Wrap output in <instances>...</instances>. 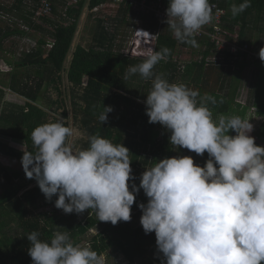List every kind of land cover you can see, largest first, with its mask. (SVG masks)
<instances>
[{"label": "trees", "instance_id": "1", "mask_svg": "<svg viewBox=\"0 0 264 264\" xmlns=\"http://www.w3.org/2000/svg\"><path fill=\"white\" fill-rule=\"evenodd\" d=\"M32 1L30 4L28 0H16L11 6L3 1L0 2V11L14 17L13 23L17 19L29 22L34 13L32 8L36 9L39 4V0ZM104 1L90 0V7ZM164 1L168 3V0ZM213 2L227 10L224 25L229 30L239 31L238 44H248L259 53L263 46L255 48L258 39L254 40L253 37L256 35L254 30L264 31L261 26L264 24V0H251V6L236 17L232 16L231 5L239 4L242 0H209L210 4ZM27 4L31 5V9H27ZM65 4V0H56L54 18H45L42 22L54 30L42 24L35 25L36 32H42L37 48L24 54L21 59L19 50H16V54L9 51L5 42L14 35L25 37L29 33L9 24L4 26L0 22V158L3 156L22 163L24 150L35 151L31 132L38 125L60 120L70 126V121L67 120L70 119L68 96L66 90L63 91L64 72L70 83L67 88L73 121L86 135L79 147L87 148L89 137L95 134L114 144L126 146L131 160L132 178L128 182L131 191L133 184L139 187L141 174L146 168L160 159L173 157L175 153V146L169 142L170 132L159 123H149L146 115L144 101L152 87V79L145 80L139 73L128 79L124 78L130 66L138 65L144 60L125 56L121 53L123 42H117L122 25L126 23L134 27L137 16L131 12V4L128 3L121 6L117 17L109 21L92 18L94 20H88L80 29V41L72 47L84 1L77 6H70L66 17L63 15ZM139 17L143 26L158 29L159 25L153 16L140 14ZM69 19L73 20L66 24ZM87 28L91 30L92 40L89 43L87 37L84 38ZM49 36L54 37L55 43L52 48L47 49L45 46ZM194 39L198 44L195 53L202 57L180 62V47H196L177 41L170 28L163 26L158 36L157 51L167 47L171 52L154 67V74L162 73L169 82L183 83L198 90L201 95L207 93L215 96L218 101L222 99L223 103L209 104L214 118L223 114L238 115L249 120L250 111H256L255 114L262 120L255 133L250 135L255 138L257 145L264 146V61L256 56L249 57L243 51L237 54L226 51L225 63L221 62L226 64V68L221 67V64L217 68H211V65H206V59L216 52L213 44L206 38ZM68 52V68L63 69ZM251 64L256 66L258 73L253 74L256 79L249 86L246 102H240L237 98L241 88V70ZM217 71L219 88L217 91H208L206 84L209 83L210 75ZM8 90L25 101L17 103L6 100ZM42 90H45L46 95L41 93ZM52 91L56 92L55 96ZM43 98H46L45 105ZM103 105L112 108L104 123L99 120V115L104 110ZM50 111L55 115L52 116ZM113 111H116L115 116ZM230 134L235 135V132ZM10 137L23 141L25 149L9 146L4 138ZM187 152V156H191L194 163L201 166L209 158L207 152L203 155H197L188 149ZM1 179L6 180V186L0 192V233L9 245L6 250L0 251V264H32L27 235L33 231L38 232L42 240H48L55 231L68 232L74 243L90 246L101 256L107 253L121 254L125 259L124 264H163L164 258L158 250L155 233L146 234L141 223L134 225L135 218L142 213L139 204H147L148 201L142 188L135 193V201L131 206V213L134 215L131 220L119 221L113 225L111 222L99 221L93 210L86 209L82 220L79 219V213H65L59 208L41 212L43 207L55 206L58 196L46 199L34 178H27L23 170L8 168L0 159ZM15 220L18 222L17 228L23 230L21 237L10 235L16 228L11 224ZM92 229H96L97 233L86 241L84 237Z\"/></svg>", "mask_w": 264, "mask_h": 264}, {"label": "clouds", "instance_id": "2", "mask_svg": "<svg viewBox=\"0 0 264 264\" xmlns=\"http://www.w3.org/2000/svg\"><path fill=\"white\" fill-rule=\"evenodd\" d=\"M250 6L251 0L232 4V16ZM166 14L175 39L194 47L195 35L212 20L209 0H168ZM133 26L130 38L136 21ZM252 51L264 61V47L259 53ZM170 52L164 47L146 53L124 78L139 73L152 79L144 101L149 123L169 131V142L176 148L197 155L207 152L203 166L186 155L160 159L130 191L126 146L95 134L87 148L76 147L78 133L57 120L32 130L35 151L24 150L21 158L26 177L37 181L46 199L57 195L55 207L65 213L93 210L99 221L113 225L131 220L135 193L142 188L148 201L139 204L140 223L146 234L155 233L163 264H264V146L249 135V120L238 115L213 117L209 104L223 103L222 99L154 74V67ZM103 109L102 123L112 111L111 106ZM27 239L32 264H105L90 246L74 243L68 232L55 231L42 240L33 231Z\"/></svg>", "mask_w": 264, "mask_h": 264}, {"label": "built area", "instance_id": "3", "mask_svg": "<svg viewBox=\"0 0 264 264\" xmlns=\"http://www.w3.org/2000/svg\"><path fill=\"white\" fill-rule=\"evenodd\" d=\"M4 0H0L3 2ZM30 4L33 3L32 0H28ZM66 7L64 9V17H66L67 9L70 6H75L79 3L80 0H66ZM128 3L131 4V11L136 18V22L138 26H136L135 32L133 36H131L128 43H125L121 48V53L125 56L131 58H145L146 53L157 50V41L158 36L162 30L163 26H166L167 14L166 8L168 7V3L164 0H105L104 2L95 5L94 7L90 8L86 13L85 16L92 15V18H102L106 21L109 20L111 13L109 12V8L112 6L118 7V9L123 6L127 5ZM54 5L55 0H39V4L36 9L32 8L34 12L31 16V24L27 23L23 19H17L18 25L21 29L27 31L30 35V32L34 30L35 25L42 24L47 28L52 29L48 24L42 23L45 18H54ZM212 9V20L210 23L205 25L196 35L194 38H206L212 44L216 52L214 57L212 58L211 55L206 59V65H218L221 62L225 63V53L224 52H231L233 54H237L239 51L246 52L249 57L251 56H258L252 51L250 45L246 44L244 46H240L238 44L239 39V31L238 30H229L224 25V17L226 15V10L222 8L217 2H213L210 4ZM140 14H148L153 16L157 23L158 29L152 30L149 28H145L142 25V19L139 17ZM0 17L4 19L6 22H10L13 24L14 17L10 14L0 11ZM73 19H69L71 21ZM26 35L23 38V41L27 44L31 45L32 47L37 46L36 38ZM54 45V41L50 42L48 45L50 48ZM202 57L201 55L199 56ZM259 57V56H258ZM243 58V56H242ZM226 64H224L225 66ZM11 144V142H9Z\"/></svg>", "mask_w": 264, "mask_h": 264}, {"label": "rangeland", "instance_id": "4", "mask_svg": "<svg viewBox=\"0 0 264 264\" xmlns=\"http://www.w3.org/2000/svg\"><path fill=\"white\" fill-rule=\"evenodd\" d=\"M5 2L6 3L10 2V4H11V0H5ZM117 11H118V7L112 6V7L109 8V12L111 13L112 16L117 15ZM88 17L89 16H85L83 14L81 15L79 29L88 20H89L88 22H91L92 20H94V19H92L91 15H90L89 19H87ZM0 20H4V19H2L0 17ZM91 26H93V24H91ZM261 26L264 27V24L262 23ZM131 30H133V29H132V27H130V25H128L126 23L123 24L122 27H121V31H120L119 37L117 39V42L118 43L123 42V44L128 43L129 40H130V32H131ZM254 32H255L256 35L253 37V39L254 40L258 39V43L255 44V48L256 47H262V46L264 47V31L254 30ZM90 34H91L90 28L85 29L84 38L87 37L88 43H89V41L92 40V38L90 37ZM39 35H41V33L37 32L36 36L38 37ZM80 36H81V32H80L79 36L77 37L78 38L77 39L78 42L80 41ZM5 47L9 51L14 52L16 54V50L19 48L18 37L14 35L11 38L7 39L6 42H5ZM196 49H197V47L196 48H192V49H182V50H180V55H181L179 57L180 62L183 61V63H185L186 61L199 59L200 55L195 53ZM214 54L215 53H213L211 55L212 58L214 57ZM3 66H5V65H2V67ZM221 67L226 68V66H224V65H221ZM211 68H217V65H211ZM5 70H7V67H5ZM254 73L257 74L258 73V69L256 68L255 65L253 66L252 64L251 65H247V67H245L244 70H241V79L239 81L240 84H241V88L239 90V96L237 98L238 101L246 102L247 96H248L249 86H251V84L253 82V79H256V77H254V75H253ZM85 81H86V79H85ZM63 82H64L63 91L66 90V94L68 96L67 107H68V109L70 111L69 112L70 113V119H67V120L70 121V127L74 128L75 131L78 133V136L75 139V146L79 147V146L82 145V142L86 138V135H85V132L83 130H81L76 123H74L73 118H72L71 100H70L69 94H68L69 93V89L67 88L70 83H69L67 74H65ZM219 85H220V81H219V73H218V71L215 72L213 75L211 73L210 78H209V83H208V85L206 84V86L208 87L207 90L208 91H217L218 88H219ZM41 93L46 95L45 90H42ZM52 93H53L54 96L56 95V92L52 91ZM6 100L12 101V102H17V103H20V102L23 103L25 101L21 97L16 95L15 93L11 92L10 90L7 91ZM42 101L44 103L46 101V98H43ZM44 105H45V103H44ZM255 112L256 111H254V110L250 111V120L249 121L253 125V130H252L251 133H255V131L258 129L260 121L262 120L260 117L255 115ZM50 114L52 116L55 115V113H53L51 111H50ZM113 115L114 116L116 115V111H113ZM249 135H250V133H249ZM4 140L6 142H11V144L17 145L19 147H24L25 146V143L23 141L17 140V139L11 138V137L10 138H4ZM185 155L186 156L188 155V152H187L186 148H176L175 147V153H174L173 156H185ZM0 159H1V162L4 165L8 166V168H11L12 170H23L22 163L16 162V160H9V159H7L6 157H3V156ZM33 185H35V184H33ZM33 185H31V186H33ZM4 186H6V180L5 179H1L0 180V192L3 190ZM54 209H57V208L55 206H46V207H43L42 209H40V211L41 212H51ZM58 212H60V210H58ZM85 214H86L85 211L82 212V213H79V219L82 220L84 218ZM133 215H134V213H131V216H133ZM141 216H142V213L137 218H135L134 225H137L138 223H140ZM11 224L13 226H15L16 228L13 231L10 232V235L16 236V237H21V234H23V230L21 228H17L18 222L15 220V221H12ZM95 233H97V230L93 229V230L90 231V234L88 236L84 237V238L87 241L92 236V234H95ZM2 237H3V235H2V233H0V251L6 250V248L9 245L6 240L5 241L3 240ZM102 257L104 258L105 264H124V261H125L124 257L121 254H118V253H109V254L107 253V254L103 255Z\"/></svg>", "mask_w": 264, "mask_h": 264}, {"label": "crops", "instance_id": "5", "mask_svg": "<svg viewBox=\"0 0 264 264\" xmlns=\"http://www.w3.org/2000/svg\"><path fill=\"white\" fill-rule=\"evenodd\" d=\"M5 1V0H4ZM16 0H11V4H10V2L9 3H7V4H9L10 6L15 2ZM66 1V0H65ZM82 1H84V4H83V7H82V13L81 14H83V15H85V13L91 8L90 7V0H80L79 1V3L80 2H82ZM66 3H67V1H66ZM78 3V4H79ZM55 4H56V0H55ZM77 4V5H78ZM66 5V4H65ZM77 5H75V6H77ZM27 9L29 10V9H31V5L30 4H27ZM119 10V9H118ZM227 11V10H226ZM117 13H118V11H117ZM91 15V14H90ZM89 15V16H90ZM118 15V14H117ZM117 15H114V16H110L109 17V19H113V18H116L117 17ZM92 16V15H91ZM89 18V17H88ZM98 19V18H97ZM24 20V19H23ZM0 22H1V24L2 25H6V24H9V25H12V26H14V27H19V25H18V22H17V20L15 21V23H10V22H5L4 20H0ZM27 23H29V24H31V21H26ZM80 26V25H79ZM13 27V28H14ZM83 27V26H82ZM82 27H80V28H82ZM20 28V27H19ZM21 29V28H20ZM48 29H50V28H48ZM237 29H239V26H237ZM51 30H54L53 28L51 29ZM80 30V29H79ZM40 32V31H39ZM36 28H35V26H34V30L32 31V32H30V35L29 36H32V37H34V38H36V40H37V45H38V41H39V37H40V35L37 37L36 36ZM42 33V32H41ZM79 34H80V31H77V34H76V37H74L75 39V41L73 42V44H71L72 45V47H74L77 43H78V41H77V37L79 36ZM74 36H75V34H74ZM81 37V36H80ZM23 38L24 37H18V39H19V48H18V50H19V52H20V54H19V59H21L23 56H24V54H29V53H31L32 51H33V49H35V48H37V46H35V47H32L31 45H29V44H27L26 42H24L23 41ZM21 41H23L24 43H20ZM52 41H54V43H55V39H54V37L53 36H49L48 37V43L46 44V46H45V48H47V49H50V47L48 46L49 44H50V42H52ZM52 48V47H51ZM183 47H180V49H182ZM184 49H187V48H184ZM198 49V48H197ZM70 59V54H69V56H68V58H67V61ZM66 61V62H67ZM65 62V63H66ZM65 68H68V64L66 63V66H64V68L63 69H65ZM65 74H67V73H62V75H63V80H64V77H65ZM86 80H87V78H85ZM85 79H84V84H86V81H85ZM256 115V114H255ZM258 116V115H257ZM258 117H260V116H258ZM261 118V117H260ZM249 120H250V118H249ZM250 122V121H249Z\"/></svg>", "mask_w": 264, "mask_h": 264}, {"label": "water", "instance_id": "6", "mask_svg": "<svg viewBox=\"0 0 264 264\" xmlns=\"http://www.w3.org/2000/svg\"><path fill=\"white\" fill-rule=\"evenodd\" d=\"M76 34H77V30H76V32H75V36H74V37H76ZM74 39H75V38H73L72 44H73V42L75 41ZM68 56H69V52H68V54H67V56H66L65 62L67 61ZM64 66H66V63H65Z\"/></svg>", "mask_w": 264, "mask_h": 264}]
</instances>
